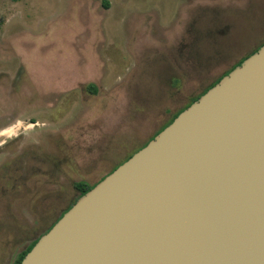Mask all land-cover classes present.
<instances>
[{"label":"rangeland","instance_id":"obj_1","mask_svg":"<svg viewBox=\"0 0 264 264\" xmlns=\"http://www.w3.org/2000/svg\"><path fill=\"white\" fill-rule=\"evenodd\" d=\"M0 24V176L27 175L16 189L0 177V264H15L77 183H98L264 42V0H0Z\"/></svg>","mask_w":264,"mask_h":264},{"label":"water","instance_id":"obj_2","mask_svg":"<svg viewBox=\"0 0 264 264\" xmlns=\"http://www.w3.org/2000/svg\"><path fill=\"white\" fill-rule=\"evenodd\" d=\"M21 264H264V46L82 196Z\"/></svg>","mask_w":264,"mask_h":264},{"label":"trees","instance_id":"obj_3","mask_svg":"<svg viewBox=\"0 0 264 264\" xmlns=\"http://www.w3.org/2000/svg\"><path fill=\"white\" fill-rule=\"evenodd\" d=\"M0 28H1V24H0ZM264 46V42L257 47L256 49H254L252 52L248 53L247 55H245L244 57H242L241 59H239L238 61H236L230 68L229 70L225 71L220 77H218V80H216L214 83L213 81L209 84V86H207L206 88L203 89L202 92L198 93L195 97H193L191 99V101L184 106L183 108H181L179 111H177L176 113H174L172 115V117L167 121V123L162 126L157 132L154 133V135L151 137L150 141H152L159 133H161L166 127H168L170 124L173 123V121L183 112L185 111L187 108H189L193 103L197 102L203 95H205L211 88H213L215 85H217L225 76L229 75L234 69H236L237 67L241 66L242 63L248 59L250 56L254 55L255 53H257L261 47ZM217 79V78H216ZM90 89H93L92 91L94 92V86H91ZM149 141V142H150ZM149 142H147L142 148H144ZM142 148H139L136 152H134L132 155H130L123 163H125L126 161H128L134 154H136L138 151H140ZM123 163L119 164L118 166H116L114 168L113 171H115L120 165H122ZM113 171H111L108 175H110ZM108 175H106L104 178H106ZM104 178H102L99 182H101ZM98 182V183H99ZM98 183L90 185L88 183L85 182H80L76 184V188L77 190L80 192V196H78L77 199H75V203L82 197L84 196L86 193H88L90 190H92ZM74 203V205H75ZM73 207V206H72ZM71 208V207H70ZM66 213V212H65ZM64 213V214H65ZM64 214L57 220V222L64 216ZM56 222V223H57ZM55 223V224H56ZM54 224V225H55ZM53 228V227H52ZM51 230V229H50ZM37 244V242H35L33 245H31L30 247H28L27 250H25L17 259V261L15 262V264H21L22 261L24 260V258L26 257V255L33 249V247Z\"/></svg>","mask_w":264,"mask_h":264},{"label":"flooded vegetation","instance_id":"obj_4","mask_svg":"<svg viewBox=\"0 0 264 264\" xmlns=\"http://www.w3.org/2000/svg\"><path fill=\"white\" fill-rule=\"evenodd\" d=\"M20 164H22V163H20ZM18 169H22V168H18ZM26 173H24L23 175H22V177L20 176V177H16V176H11V174H10V176L9 175H7V174H5V175H3L1 178L2 179H4V181H9V182H11V185L16 189V187L18 186V184H19V182H22V181H24L25 180V178H26ZM0 190H1V193H0V197L2 198V197H5L7 194L8 195H10L9 193H8V191H7V189L5 188V186L3 185V184H1L0 183ZM80 193V192H79ZM7 195V196H8ZM79 196H80V194H79ZM9 201V200H8ZM6 208H7V211H8V208H10V206H4V207H1L0 206V210L1 211H4V210H6ZM27 210H28V212H29V208H26ZM31 211V213H32V211L33 210H30ZM27 212V214L26 215H28L29 213ZM64 214V213H63ZM29 217H31L30 215H29ZM13 222H15V223H17V226L19 227V229H20V233H21V231H22V229H23V227L26 225V226H30L32 229H33V226L35 225V221L34 222H31V220H29V218H27V220L25 219V221H19V220H17V221H14L13 220ZM30 223V225H28ZM14 226V225H13ZM26 229H27V227H26ZM29 230V229H28ZM43 233H44V231H41L40 233H36V234H34V239H31V240H35L34 242H37L40 238H41V236L43 235ZM19 241V239L16 241V243H20V242H18ZM26 243H27V241H25ZM29 242V241H28ZM23 244V243H22ZM30 244V243H29ZM31 245V244H30ZM28 249V248H27ZM26 249V250H27Z\"/></svg>","mask_w":264,"mask_h":264}]
</instances>
